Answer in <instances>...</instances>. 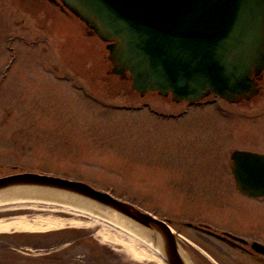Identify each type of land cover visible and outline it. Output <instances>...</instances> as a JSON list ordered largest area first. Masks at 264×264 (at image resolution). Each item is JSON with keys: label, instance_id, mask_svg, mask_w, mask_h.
Listing matches in <instances>:
<instances>
[{"label": "rangeland", "instance_id": "374dc122", "mask_svg": "<svg viewBox=\"0 0 264 264\" xmlns=\"http://www.w3.org/2000/svg\"><path fill=\"white\" fill-rule=\"evenodd\" d=\"M8 7L10 0H0V176L28 171L87 182L170 221L185 254L197 260V246L220 257L221 243L186 222L218 231H264V199L241 194L229 168L232 149L264 152V96L246 106L219 101L204 107L154 94L138 97L107 73L102 43L86 36L80 23L63 17L51 37L52 23L43 29V15L32 19ZM22 19L29 26L24 32ZM12 32L21 38L14 42L19 54L5 72L3 39ZM56 209H7L0 218L78 221L42 230L52 231L47 237L16 230L14 245H84L76 234L93 233L94 243L109 252L94 247V264H155L104 240L106 232L118 235L107 224Z\"/></svg>", "mask_w": 264, "mask_h": 264}, {"label": "water", "instance_id": "95a60500", "mask_svg": "<svg viewBox=\"0 0 264 264\" xmlns=\"http://www.w3.org/2000/svg\"><path fill=\"white\" fill-rule=\"evenodd\" d=\"M61 2L108 42L114 71H129L140 93L170 94L176 102L199 101L209 93L232 99L250 91L252 69L259 73L264 68V0ZM230 158L236 188L250 197L264 196V153L234 150ZM28 190L51 199L73 196L115 213L151 241L166 264H189L168 220L109 192L36 172L0 177V193Z\"/></svg>", "mask_w": 264, "mask_h": 264}, {"label": "flooded vegetation", "instance_id": "af4514ba", "mask_svg": "<svg viewBox=\"0 0 264 264\" xmlns=\"http://www.w3.org/2000/svg\"><path fill=\"white\" fill-rule=\"evenodd\" d=\"M4 3L6 4L5 1ZM5 4L3 5L7 7ZM14 8L19 9L22 13L29 15V17L32 16V19L39 17L40 14L43 15V29L51 28L47 27V25L44 26L46 21H49V25L52 23L53 28H51L49 32L51 37L52 32L55 33L56 24H59L63 17L69 20L77 21L81 24L86 36L95 38L99 43H102V52L105 50V55L104 53L103 55L109 61L107 73L118 78L117 83L119 86L121 85L122 87L126 88V90L131 89L138 97H145L148 94L161 96L157 91L152 90L146 91L144 93L135 91L132 88L131 77L128 71L118 73L115 72V64L111 60L110 52L107 48L108 42L98 38L91 29H89L61 2V0H10L9 9L11 10V14L14 12ZM24 22L25 19H22L21 27L23 32L29 29V26L26 27L24 25ZM20 39L19 36L13 32L9 35H6L3 39V49L6 55L5 72L11 68L14 60L19 54L14 42ZM53 70L56 71L58 69L54 66ZM250 78L252 80V87L250 91L243 94H237L232 99H224L213 93L205 95L204 98L196 102H176L171 99L170 95L166 97L170 98V103L180 104L188 107L212 106L219 101L246 106L252 102H259L261 97L264 96V68L259 73H255L254 69H252ZM145 103L147 104V102ZM160 115L165 114L160 113ZM165 116L174 117L173 114H167ZM234 150L236 149H232L230 155ZM229 168H231V158L229 159ZM254 198L264 199V196H256ZM194 229L198 230L207 237L220 242L221 244L219 246V252L221 255L218 257L213 254H209L210 250L206 249L205 246H197L200 252V255L198 254L199 259L197 260L194 256H190L187 253L186 256L189 264H264V252L260 250L261 246H264V231H218L212 228H209L212 231H207L206 229L202 228ZM15 232L17 231H9L8 234L2 232V234L5 235H0V264H94L90 260L93 252H95L93 249L94 247L101 248L102 255H104V251L108 252V250L103 249L106 248V246L99 243H94L93 233H88L85 236H77L76 234L74 238L76 241L79 240L80 242L82 239H85V241L88 242L84 245L70 242L63 244L60 242H25L14 245L13 238L17 236ZM51 232L52 231H41L37 233H40L38 236L47 237ZM183 240L193 246L190 241L186 239ZM79 247H81V249Z\"/></svg>", "mask_w": 264, "mask_h": 264}, {"label": "bare ground", "instance_id": "6f19581e", "mask_svg": "<svg viewBox=\"0 0 264 264\" xmlns=\"http://www.w3.org/2000/svg\"><path fill=\"white\" fill-rule=\"evenodd\" d=\"M53 196V195H52ZM51 206L74 215H81L89 223H104L115 229L117 237H110L106 232L103 239L120 243L130 256L139 261H153L155 264H166L160 257L159 249L139 230L115 213H110L92 205L90 202L73 196H56L51 199L37 191H10L0 193V211L7 209L37 208ZM75 220H64L53 216L35 215L34 217L16 216L0 218V232L16 230L42 231L58 229L64 224H76Z\"/></svg>", "mask_w": 264, "mask_h": 264}]
</instances>
